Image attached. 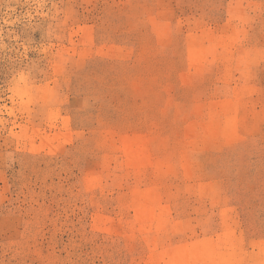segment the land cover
Returning <instances> with one entry per match:
<instances>
[{"label":"rangeland","instance_id":"obj_1","mask_svg":"<svg viewBox=\"0 0 264 264\" xmlns=\"http://www.w3.org/2000/svg\"><path fill=\"white\" fill-rule=\"evenodd\" d=\"M0 264H264V0H0Z\"/></svg>","mask_w":264,"mask_h":264}]
</instances>
